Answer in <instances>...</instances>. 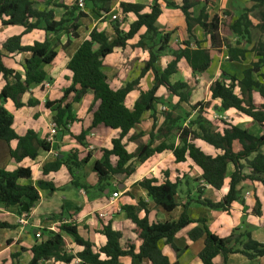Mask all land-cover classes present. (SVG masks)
Listing matches in <instances>:
<instances>
[{
	"label": "trees",
	"instance_id": "16d2710c",
	"mask_svg": "<svg viewBox=\"0 0 264 264\" xmlns=\"http://www.w3.org/2000/svg\"><path fill=\"white\" fill-rule=\"evenodd\" d=\"M114 0H88L91 2L93 12L108 15L110 2ZM159 0H153L148 13H143L144 7L132 3H119L122 15L132 14L135 20L129 25L128 31L120 30L118 21H112L114 38L109 40L104 32L92 29L86 40L76 49L66 65V70L71 73L70 86L63 92L59 101L46 102L44 107L53 112L52 122L61 131H65L68 125L74 121L71 104L64 101L72 95L71 103H79L87 94L92 95V103L96 105L92 112L90 128L102 125L111 130H118L119 137L111 140L112 149L103 150V161L96 162L93 171L96 173L97 186L101 190L109 187L112 177H128L133 172V161L144 162L154 154L164 151L171 152L176 164L189 160L201 172L200 181L213 191H219L226 177L227 167L232 166L233 172L229 176L228 191L219 202L202 199L200 196L194 201H187L183 206V212L177 221L164 223L150 222L145 210V204L141 201L135 206H123L122 212L127 221L132 225V233L140 246L135 253V247L131 243L121 245V234L112 228V223L103 225L100 234L105 238L102 247H96L88 240L81 238L74 225L61 224L58 232L49 230L41 231V241L30 249L31 259L28 264H119V260L128 257L131 264H139L143 261L149 264H170L167 257L162 255L159 243L164 242L170 246L176 256L179 250L173 241L176 234L189 226H196L187 233L190 241L203 239V248L198 254L201 264H213L217 256H221L226 264L228 255L240 254L248 260L264 257V245L254 241L249 233L233 230L226 238H219L212 234L204 220L192 221L188 218L187 210L191 203L198 204L210 210L228 212L234 202L240 201V194L236 187L243 181L258 182L264 186V0H250L253 4L249 9H243L239 16L231 21L228 19L221 23L218 15L211 18L205 12L203 6L197 17H193L191 10L198 5L197 0H181L176 5L167 0H161L166 7L174 8L181 12L186 25V38L181 41L180 47L171 52V60L163 69L157 67L159 58L168 50L171 33L162 34L158 31L156 22L161 15ZM43 0H0V23L5 27H21V35L7 38L0 45V78L4 85L0 92V103L10 100L16 109L24 106H35L36 103L20 102L24 94L31 88L41 85L46 81V75L42 66L50 65L55 57V48L58 40L52 43L47 36L66 35L67 41L61 48H67L71 41L77 39V30L80 28V20L85 14L76 6L70 8L59 5L65 10L64 15L56 21L52 10L40 11L37 6ZM101 6L94 9L97 4ZM258 11L259 23L253 25L250 16ZM198 28L202 33V40H198L194 29ZM141 29L144 33L138 36ZM40 30L46 38L42 42H34L30 46L21 43L23 35ZM253 31H257L259 39L254 41ZM222 34H229L236 38L235 45L229 44ZM138 36L135 47L148 54L147 61L143 64L138 77L128 82L124 87L114 90L110 87L102 67L107 56L114 50H123L128 41ZM208 40L209 47H201ZM243 42L246 46L252 45L251 50L241 49L238 46ZM225 50L228 62L242 63L245 55L250 52L255 61L245 68L240 76L221 71L217 80L209 86V100L190 104L187 94L188 86L182 82H170V78L176 74L178 63L184 60L193 77L200 76L209 70L212 64L211 52L220 54ZM29 54L22 66V73L7 68L2 58L5 55ZM150 72L153 77L152 86L146 91H140L139 97L134 102L132 109L124 105L126 96L138 89L139 81ZM12 82H9L8 79ZM164 88L168 94L177 99L175 104L161 101L156 96L158 88ZM258 96L260 101L255 100ZM214 101L219 102L214 109L223 113L229 110L249 118L253 124L258 125L260 133L254 136L249 132V126L241 129L232 125L223 118L209 120L206 111ZM168 105L167 111L161 112L163 123L156 128L155 118L152 116L151 132L147 144L137 145L133 153L126 150L127 143L138 141L140 135L131 136L132 130L139 125L143 114L156 112V106ZM182 105L189 112L184 117L177 113ZM53 106H55L53 108ZM187 120V121H186ZM13 117L0 104V141L10 144L15 142L14 149L9 150L10 159L19 163L24 159L34 160L39 151H48L49 144L38 139L32 131L19 136L12 128ZM155 132V133H154ZM86 132L76 137L77 142H82ZM176 138L177 143L170 139ZM163 139L156 147L152 148L154 140ZM169 140L168 142H166ZM200 141L210 147L215 154L210 155L202 151L196 143ZM116 158L114 164L110 158ZM88 161V157L77 160L75 155H68L64 160H56L45 165L44 174L57 172L64 166L70 175L75 170H80ZM31 179V171L27 168H18L15 171L0 170V206L10 208L19 206L25 213L39 200L38 190L55 192L51 184L38 182L36 187L29 184H20V181ZM137 185L146 192L147 198L154 207L165 213H171L177 206L178 194L177 180L171 183L163 180L158 183L153 178H143ZM254 213L259 215V204L256 203ZM146 212L143 218H139V212ZM11 225L0 222V230L10 229ZM80 248V251L72 253L68 250V241ZM24 251L23 249L21 250ZM18 255L12 256L17 261ZM77 261V262H76Z\"/></svg>",
	"mask_w": 264,
	"mask_h": 264
},
{
	"label": "crops",
	"instance_id": "0c3cea01",
	"mask_svg": "<svg viewBox=\"0 0 264 264\" xmlns=\"http://www.w3.org/2000/svg\"><path fill=\"white\" fill-rule=\"evenodd\" d=\"M176 5L181 0H167ZM85 7L81 11L85 14V18L80 20V28L77 30L78 38L70 39V45L63 49L62 45L67 41L66 35H58L57 37L48 35L47 38L55 43L58 40V46L55 48L56 57L50 65L42 66V70L46 75V82L50 83L48 90H43L40 85L31 88L30 92L24 94L20 102L27 103L30 101L36 103L35 106H24L16 109L10 100L1 102V106L13 117V125L15 133L23 136L27 131L34 132L38 139L46 142V136L49 126L52 122L53 112L46 109V102L53 103L59 101L63 96V92L70 86L71 73L66 70V65L79 45L87 39L89 32L96 28L99 32L112 40L114 33L112 30L111 16L119 17L120 30L127 32L129 25L135 20L134 15H122L119 10V3H132L142 5L143 13L149 12V7L153 0H114L110 2V12L108 15L100 13L98 16L92 9ZM198 5L192 10V16L197 17L200 9L205 6V12L209 18L218 15L221 23H225L229 15L231 21L235 20L243 9L252 7L250 0H197ZM161 15L159 16L156 26L162 34L171 33L172 36H178L181 41L186 38V25L181 12L174 8H168L159 0ZM59 5L70 8L76 6L75 0H43L37 6L40 11L52 10L55 19L58 21L66 12L59 8ZM98 3L94 9L100 7ZM222 10L224 12L222 13ZM254 25V24H253ZM23 28L21 27H5L0 23V45L12 36L21 35ZM144 29L138 33L142 35ZM194 34L198 40H202V33L198 28L194 29ZM138 36L128 41L127 46L121 50L116 49L104 60L102 70L107 77L110 87L114 90L124 87L128 82L135 80L143 64L148 59L147 52L136 48ZM226 38V34H222ZM46 38L45 33L40 30L32 31L21 38L24 46H30L34 42H42ZM236 40V38H235ZM180 44L178 47H180ZM233 46L235 44H232ZM170 47V49H169ZM178 47L173 48L171 43L168 50L159 58L157 67L163 69L171 60L169 52H173ZM201 47L208 49V40L201 44ZM241 49L251 50L252 45L246 46L243 42L238 46ZM170 50V51H169ZM212 64L208 71L204 74L193 77L187 64L181 60L177 66V72L170 78V82L179 81V77L184 76L185 79H192V86L206 88L209 98V86L220 76L221 71L240 76L241 72L247 68L251 62L255 61L252 53L245 55L242 63H230L227 60L225 50L222 49L220 54L211 52ZM29 58V54L5 55L2 58L3 64L12 70L22 73V66L25 59ZM264 72V69H263ZM9 82L12 80L9 78ZM186 82L188 88H191L189 81ZM153 84V77L150 72L139 81L138 89L130 92L124 101L127 109H132L136 99L139 97L140 91L148 90ZM4 83L0 78V92ZM197 90V89H196ZM199 90V89H198ZM156 96L164 102L176 103L177 99L170 96L168 92L160 87L156 92ZM72 95L67 97L64 103L71 104L72 115L74 121L68 125L65 131H59L54 137L52 143L49 144L48 151H39L38 156L32 161L24 159L19 163H15L10 159L9 150L14 149L15 142L6 144L0 141V170L15 171L18 168H27L31 171V179L28 181H20V184L37 185L38 182L51 184L55 192L47 190H38L39 200L25 213L24 208L14 206L5 208L0 206V222H5L12 226L10 229L0 230V264H28L31 259L30 249L36 244L34 238L35 233L49 230L58 232L61 224L74 225L81 238L88 240L96 247H102L105 244V238L100 234L103 225L112 223V228L121 234V245L131 243L137 252L140 242L137 241L132 233V225L126 220L122 212L123 206H135L139 201L145 204V210L150 222L164 223L168 221H177L183 212L182 206L187 201H194L200 196L202 199H209L212 202H219L228 191L229 176L233 172L231 165L227 167L226 177L222 188L219 191H213L200 181L201 172L189 160L184 163L176 164L171 152L164 151L154 154L144 162L133 161L131 164L133 172L128 177L116 176L109 181V187L101 190L97 186L98 178L93 171L96 162L103 161V150L110 151L112 149L111 140L119 137L118 130H111L102 125L90 128L92 120V112L97 104H93L92 95L87 94L79 103H71ZM257 102L260 101L255 96ZM200 102V101H199ZM206 102V101H205ZM198 103V102H196ZM215 107L219 106L218 101L212 102ZM192 105V104H191ZM55 106H53L54 108ZM161 105L156 106V112L143 114L139 125L131 132V136H138V141H130L127 143L126 150L133 153L138 143L147 144L149 133L151 132L152 116L155 118L156 128L163 123V117L160 113ZM225 115H234V119H229L230 123L238 128L249 126V132L254 136H258L260 128L253 124L249 118L237 114L233 110L223 112ZM226 119V117H223ZM82 132H86L82 142H77ZM155 133V132H154ZM163 139L154 140L152 148L156 147ZM167 140L166 142H168ZM171 142L177 143V140L170 139ZM196 145L206 154L214 155L215 152L198 141ZM75 155L77 160L88 157L87 163L80 169L75 170L70 175L68 170L62 166L57 172H49L44 174L42 169L45 165L54 163L56 160H65L68 155ZM116 158L111 157L110 162L114 164ZM143 178H153L162 183L167 178L173 183L178 182V194L176 201L178 206L171 212L165 213L159 208L154 207L152 202L147 198L146 192L140 188L137 183ZM236 190L240 194V201L231 204L228 212L219 210H210L198 204L191 203L187 210L188 218L192 221L204 220L209 231L219 238L228 237L233 230L238 229L240 232L249 233L251 238L264 245V186L258 182L243 181ZM113 193L118 194V198L111 200ZM256 203L259 204V215L254 213ZM144 210L139 212V218H143L146 214ZM26 218V224H20L18 221L22 216ZM196 225L190 224L186 228L180 230L173 241L178 256L174 250L164 242L159 243V248L170 264H201L198 254L203 248V239L192 242L188 239L187 233ZM68 241V250L72 253L80 251V248L73 245L70 239ZM24 250L23 252L21 250ZM16 262L12 256L18 255ZM119 264H131L128 257L121 258ZM140 264H149L146 261ZM213 264H224L221 256H217L213 260ZM226 264H264V257L248 260L240 254L228 255Z\"/></svg>",
	"mask_w": 264,
	"mask_h": 264
},
{
	"label": "rangeland",
	"instance_id": "374dc122",
	"mask_svg": "<svg viewBox=\"0 0 264 264\" xmlns=\"http://www.w3.org/2000/svg\"><path fill=\"white\" fill-rule=\"evenodd\" d=\"M87 1V0H86ZM87 8L88 9H92V4L91 2H87ZM224 12V10H222V13ZM250 19L252 21V23L254 25H257L259 23V16H258V11H255L251 14L250 16ZM111 23H112V20H111ZM257 31H253V35H254V41H257L259 39L258 35L256 34ZM226 40L229 42V44H235L236 40H235V37L232 36V35H229L227 34L226 35ZM171 43V45L173 46V48H176L178 47V45L180 44V38L178 36H173L170 38V41H169V44ZM170 49V47H169ZM170 51V50H169ZM169 54L171 55V52H169ZM179 81H182V83H186L184 81H189L190 83V86L192 88V90L190 88L187 89V94H188V99H189V103L190 104H195L196 102H205V101H208L209 98L207 96V91H206V88H202V87H195L194 89V86H192V79H185L184 76L181 75V77H179ZM197 89V90H196ZM199 89V90H198ZM167 103H170L171 105L172 104H175V103H172L170 101H168ZM165 107V111H167L170 106L168 105H165L163 106ZM215 104L211 103V107L206 111V117L209 119V120H214V119H217V118H223L224 116L226 117V121H229V119H234V115H224L222 112L219 113L217 112L215 109ZM189 112V109L185 106V105H182L181 108L177 111L178 114H180L182 117H184L185 113ZM161 113V112H160ZM187 121V120H186ZM230 122V121H229ZM173 140L175 141L176 138H173ZM136 264H139L138 262H136Z\"/></svg>",
	"mask_w": 264,
	"mask_h": 264
},
{
	"label": "built area",
	"instance_id": "2783aa9c",
	"mask_svg": "<svg viewBox=\"0 0 264 264\" xmlns=\"http://www.w3.org/2000/svg\"><path fill=\"white\" fill-rule=\"evenodd\" d=\"M76 2V7L78 8L79 11H82L85 7V0H75ZM111 20L112 21H119V17L116 15L111 16ZM43 90H48L50 88V83L44 81L41 85ZM165 111V107L161 106L160 107V112H164ZM68 127V126H67ZM62 128H59L54 122H51L48 132H47V136H46V143L50 144L53 142L54 137L57 135V133L59 131H61ZM118 198V194L117 193H113L111 195V200H115ZM20 224H26V218L23 215L21 217V219L18 221ZM65 224V223H63ZM34 238L36 239V241H41V233H35ZM77 262V261H76Z\"/></svg>",
	"mask_w": 264,
	"mask_h": 264
}]
</instances>
